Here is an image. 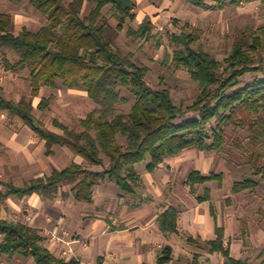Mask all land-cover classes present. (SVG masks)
Segmentation results:
<instances>
[{
	"label": "trees",
	"instance_id": "trees-1",
	"mask_svg": "<svg viewBox=\"0 0 264 264\" xmlns=\"http://www.w3.org/2000/svg\"><path fill=\"white\" fill-rule=\"evenodd\" d=\"M13 1L20 4L24 0ZM86 1L30 0L48 22L37 31L24 27L18 34L13 31V16L0 13V51L5 55L8 51L14 57L5 56V69L16 74L28 70L31 87V96H23L19 101L0 93V111L20 118L45 141L48 155L60 145L81 156L90 166L73 162L64 169L54 168L49 175L33 178L23 186L0 179L4 188L0 189L1 200L37 194L49 203L58 197L65 200L71 196L91 203L101 182L116 183L121 196L135 195L142 184L137 164L149 159L147 169L152 172L167 158L187 149L222 152L228 143L229 127L248 131L249 142L244 144L235 139V145L253 149L249 156L253 174L264 177L261 162L264 154L256 150L264 146V27L259 32L242 34L223 61L195 46L200 38L198 29L188 32L184 28L179 33H170L175 49L167 54V59L176 67L187 69L199 87L193 104L184 107L175 103L168 88L152 87L146 80L149 68L138 64L132 53H124L119 46V35L126 26L131 38L153 39L156 28L153 19L148 16L137 27L128 25L137 17L134 0H93L94 6L84 15ZM185 1L209 10L256 1L264 4V0ZM106 8L108 11L104 12ZM112 17L117 20L116 26L110 21ZM157 44L160 47L162 39ZM43 87L82 90L97 103L80 120L81 131L55 121L63 130L57 133L36 116V108L46 110L53 100V96L44 97L35 106L34 98ZM123 89L129 91V96ZM131 101L133 105L128 113L119 110V105ZM213 180L223 186L224 173L205 175L192 170L184 183L196 194L197 185ZM259 185L258 179L248 176L234 182L233 192L255 191ZM64 186L69 189H63ZM196 196L199 202L212 200V191L206 187L203 194ZM211 210L215 214L213 204ZM179 217V209L170 205L158 215L161 231L177 233ZM216 233L215 239L201 241L189 237L188 241L210 254H220L224 264H252L231 255L223 227L217 226ZM0 236V254L32 257L37 264L75 263L66 262L51 252L40 230L26 222L0 217ZM173 255L174 248L166 245L158 252L157 263H169ZM200 257L196 253L189 264H203ZM259 264H264V259Z\"/></svg>",
	"mask_w": 264,
	"mask_h": 264
},
{
	"label": "rangeland",
	"instance_id": "rangeland-1",
	"mask_svg": "<svg viewBox=\"0 0 264 264\" xmlns=\"http://www.w3.org/2000/svg\"><path fill=\"white\" fill-rule=\"evenodd\" d=\"M137 2H139L137 11L140 8V14L137 13V19L128 25L137 27L143 20V14H150L156 24L155 36L151 40L131 38L127 35L128 26H126L119 35V46L124 53H132L138 64L149 68L146 80L152 87L168 88L175 103L184 107L193 104L199 94V87L191 79L187 69L178 68L167 59V54H172L175 49L169 34L179 33L184 28L188 32L198 29L200 38L195 46H201L219 61H223L230 54L234 42L242 34L259 32L260 28L264 27V4L258 1L243 3L239 7L229 5L225 9L215 10L195 7L185 0H137ZM93 6V0H87L83 14H89ZM0 11L13 16L15 19L13 31L16 34L24 27L37 31L48 22L47 17L30 4V0H24L20 4L13 0H0ZM107 11L108 8L104 10V12ZM110 21L114 26L117 25L114 17ZM160 39H162V45L159 47L157 42ZM6 55L14 58L8 51ZM6 55L0 51L1 94L12 100L23 96L30 97L29 71L25 70L19 74L7 71L3 61ZM44 88L40 96L34 98L35 106L37 107L44 97L53 96V100L46 110L36 108V116L44 122L47 128L57 133H62L63 130L55 124V121L67 125L70 129L81 131L80 120L97 107V103L82 90ZM123 92L129 96L128 90L123 89ZM132 105L133 101L118 107L121 112L128 113ZM0 118L8 127L17 129V131L28 132L30 130L20 118L10 115L7 111H0ZM227 131L228 143L222 152H200L196 149H187L186 151L189 152L177 159L176 157L167 158L161 167L152 173L147 169L149 159L137 164V170L142 176V184L135 195L125 194L122 197L119 195L121 190L116 183L101 182L95 189V204L104 208L102 216L104 215L106 219L111 216L115 218L122 216L128 219L134 208L145 206L150 212L160 213L161 207L173 204L181 209L182 226H186L195 213H203V224L199 227L204 234L202 232L199 234L208 240L210 239L209 228L211 227L215 232V222L210 215L209 203L201 205L197 202L195 195L190 192L185 193L183 180L193 169H199L205 175L212 172H223V187H219L218 182L213 180L204 185H198L197 193L203 194L207 186L211 188L220 224L226 228V246L230 248L231 255L235 258L247 259L252 264L261 263L264 259L262 256L264 249V177L261 174H253L254 168L249 162L253 149L248 145L242 149L235 145V139L243 141L244 144L249 142L248 131L234 127H229ZM54 149L53 161L64 168L77 157L67 147L56 145ZM256 150L264 154V146ZM0 159L1 171L5 174L0 179L6 183L11 181L10 183L13 184L15 181H20L18 178L11 179L9 176L12 173L9 171H13L11 154L2 151ZM106 162L108 163L107 158ZM261 162L264 165V157ZM199 163L202 167L197 168ZM6 164L10 166V170ZM83 164L89 166L84 159ZM47 171L44 175H48L49 168ZM248 176H253L260 181L257 189L234 193V182ZM63 189L68 190L69 186H64ZM14 199L13 202L0 199V216L8 220L31 223L32 212L26 210L27 205L21 212H17V201ZM85 207L87 208L88 205L86 204ZM116 224L121 226L119 220ZM1 240L2 237H0V242ZM182 240L179 241L182 242L179 245V251L185 252L182 250L185 248L189 254L175 259L173 264H189L196 253L201 254L200 261L203 264H224L225 259L220 254H210L191 243L186 247L185 238ZM0 264L36 263L33 258L0 254Z\"/></svg>",
	"mask_w": 264,
	"mask_h": 264
},
{
	"label": "crops",
	"instance_id": "crops-1",
	"mask_svg": "<svg viewBox=\"0 0 264 264\" xmlns=\"http://www.w3.org/2000/svg\"><path fill=\"white\" fill-rule=\"evenodd\" d=\"M134 1L137 3L136 13H139L140 8L137 11L139 2H137V0ZM0 13L5 12L0 11ZM143 15V20L148 16L153 19L150 14ZM143 20H141V22ZM44 89L43 87L41 92ZM20 99L21 98L13 100L19 101ZM0 149L11 154L13 171H9L12 172L9 176L11 179L18 178L20 180L18 182L15 181L14 184L17 186H23L33 178L45 176L44 174L48 172V168L50 171L48 175L52 173L54 168L64 169L63 166L53 161L52 154H47L45 141L40 140L31 129L28 130V132L25 130L17 131V129L8 127L1 118ZM186 152L189 151L185 150L180 155L174 157L177 159ZM73 162L83 164V158L77 156L76 159L74 158ZM72 163H70V165ZM6 166L10 170V166L7 164ZM68 166L69 165H67V167ZM198 167H202V165L199 163L197 168ZM1 169L2 167L0 165V178H3L5 174ZM152 172L150 171V173ZM10 182L11 181H9V183ZM0 187L4 189L1 184ZM184 189H186L185 193L190 192L192 195H195L199 204L203 205L209 203L210 215L215 222V232H213L211 227L209 228L210 239L216 238L217 226L225 229L226 238V228L220 224V217L213 199L199 202L196 196L198 193H192L190 187L185 183ZM119 195L121 196V193ZM13 197L14 196L4 200L13 202L15 198L16 200H14L17 201V212H21L23 207L27 205L26 210H30L33 214L31 215L32 222L28 224L40 230L41 234L45 237L44 243L51 252L59 258H63L66 262L74 261V264H158V252L166 245H171L174 248L173 259L166 264H173L175 259L183 258V255L189 254L185 248L182 249L183 244L181 245V249L185 252L179 251V245L182 243L179 241H183L182 238L186 240V247L190 243L188 241L189 237L201 241L210 240H206L202 234H199V232L204 234V231L199 227L203 224V213H195L187 222V225L182 226L181 209L176 205L174 206L180 211L178 232H162L157 221L158 215L173 204L161 207L160 213L154 211L150 212L145 206H140L132 209V214L128 219H124L122 216H117L116 218L111 216L106 219L104 215L102 216L104 208L95 204V193L94 200L91 203L78 201L72 196L65 200L58 197L52 203L44 201L41 196L37 194L26 196L22 199ZM86 204L88 205L87 208L85 207ZM212 204L214 205L215 214H213L211 210ZM207 210L208 209H206V211ZM0 217L4 218L2 216ZM118 220L121 222V226H117L116 223ZM64 251L68 254H64ZM31 258L32 257H29L28 259Z\"/></svg>",
	"mask_w": 264,
	"mask_h": 264
},
{
	"label": "built area",
	"instance_id": "built-area-1",
	"mask_svg": "<svg viewBox=\"0 0 264 264\" xmlns=\"http://www.w3.org/2000/svg\"><path fill=\"white\" fill-rule=\"evenodd\" d=\"M64 254H68L66 251H64Z\"/></svg>",
	"mask_w": 264,
	"mask_h": 264
}]
</instances>
